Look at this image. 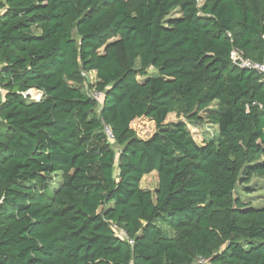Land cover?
<instances>
[{
    "label": "trees",
    "instance_id": "trees-1",
    "mask_svg": "<svg viewBox=\"0 0 264 264\" xmlns=\"http://www.w3.org/2000/svg\"><path fill=\"white\" fill-rule=\"evenodd\" d=\"M0 12V264H264V207L236 196L264 178V81L232 61L264 62V0H0ZM216 103L203 145L166 123ZM146 121L156 132L142 139Z\"/></svg>",
    "mask_w": 264,
    "mask_h": 264
},
{
    "label": "rangeland",
    "instance_id": "rangeland-1",
    "mask_svg": "<svg viewBox=\"0 0 264 264\" xmlns=\"http://www.w3.org/2000/svg\"><path fill=\"white\" fill-rule=\"evenodd\" d=\"M149 72L152 74L156 73L154 69H150ZM139 80L143 81V79L141 78ZM86 91L88 93L89 90L86 88ZM214 109H217V103L211 106L208 110L200 113V117L202 120L195 123H192L190 120L184 117L183 114L178 115L177 113L169 115L166 123L170 124L180 121L185 122L196 142L199 145H203L206 141H209L218 133V127L216 125H213L207 118L210 112ZM155 132L156 127L152 122H143L138 128L139 137H141L142 139L151 138L155 134ZM142 188L155 192L158 188V176H156L155 173L146 176L142 181ZM236 196L240 197L244 203L250 204L253 207H264V178H254L249 185H240L237 188Z\"/></svg>",
    "mask_w": 264,
    "mask_h": 264
},
{
    "label": "built area",
    "instance_id": "built-area-1",
    "mask_svg": "<svg viewBox=\"0 0 264 264\" xmlns=\"http://www.w3.org/2000/svg\"><path fill=\"white\" fill-rule=\"evenodd\" d=\"M196 1L198 3V6L202 7L205 4V2H207L208 0H196ZM0 14H1V12H0ZM232 61L236 66H238L241 69L257 72L259 75L262 76L263 81H264V62H256V61H252L248 58H245L244 55L241 52H239L238 50H235L232 53ZM1 73H2V66L0 65V74ZM22 95L26 99L30 96L31 99H33V100H40L42 97L41 92L38 90H32L28 93H23ZM88 96L97 102L99 108L103 106L104 98H105V95L103 93L98 92L96 90H89ZM4 100H5V92L0 87V105L4 102ZM0 123H1V120H0ZM104 131H105V134H106L108 140L111 143H115V135H114L111 127L106 125L104 128ZM114 228L117 229V227H115V226H114ZM119 234L121 236H124V234L121 232ZM194 264H208V262L205 258L200 257L195 261Z\"/></svg>",
    "mask_w": 264,
    "mask_h": 264
},
{
    "label": "crops",
    "instance_id": "crops-1",
    "mask_svg": "<svg viewBox=\"0 0 264 264\" xmlns=\"http://www.w3.org/2000/svg\"><path fill=\"white\" fill-rule=\"evenodd\" d=\"M93 76V74H91ZM157 176V175H156Z\"/></svg>",
    "mask_w": 264,
    "mask_h": 264
}]
</instances>
